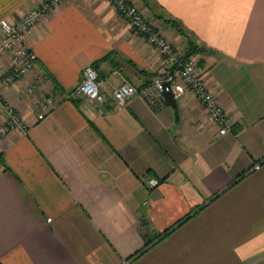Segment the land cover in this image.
Masks as SVG:
<instances>
[{"label": "crops", "instance_id": "crops-1", "mask_svg": "<svg viewBox=\"0 0 264 264\" xmlns=\"http://www.w3.org/2000/svg\"><path fill=\"white\" fill-rule=\"evenodd\" d=\"M39 1L0 0V18ZM133 1L180 52L202 48L191 57L231 131L190 94L118 105L111 90L151 82L162 58L107 0L62 3L27 36L55 104L34 108L50 86L27 92L34 70L1 89L29 128L0 143V264H264V0ZM87 65L99 107L72 93Z\"/></svg>", "mask_w": 264, "mask_h": 264}, {"label": "built area", "instance_id": "built-area-1", "mask_svg": "<svg viewBox=\"0 0 264 264\" xmlns=\"http://www.w3.org/2000/svg\"><path fill=\"white\" fill-rule=\"evenodd\" d=\"M70 0H40L34 7L23 12L17 19L9 21L0 18V57L8 55L9 63L0 62V111L4 113V119L0 121V143L12 130L26 133L29 126L15 109V105L2 97V87L12 86L28 75L32 70L36 71L34 82L27 85L29 93L37 89L39 83H47L46 92L34 102V108L39 115L50 110L55 103L56 90L52 87L48 74L37 65L34 51L27 42L28 33L47 13L56 11L62 3ZM113 9L123 17L137 34L145 37V41L156 49V53L162 58V65L156 77L151 82L135 86L129 81H122L111 90V97L118 105L126 103L133 95H139L154 110L161 109L166 103L163 97L162 84L169 81L175 99L182 98L186 94L193 96L202 104L208 120L217 126L219 133L230 132L232 120L224 111L218 100L219 92L210 87L200 76L193 57L184 58L166 37L147 20L144 12L135 1L132 0H107ZM80 82L73 90V94L80 95L98 107L105 101L106 96L102 90L98 73L92 65L83 68ZM69 96V95H68ZM67 96V97H68ZM259 163L253 165L258 169ZM159 181L155 178L148 179L149 187H155Z\"/></svg>", "mask_w": 264, "mask_h": 264}, {"label": "trees", "instance_id": "trees-1", "mask_svg": "<svg viewBox=\"0 0 264 264\" xmlns=\"http://www.w3.org/2000/svg\"><path fill=\"white\" fill-rule=\"evenodd\" d=\"M168 21L173 27H175L178 31L183 33L182 29L179 27L180 25L176 21H174V20H168ZM198 51L202 52V48L197 46L196 44H194L192 42V40L189 39L187 50L184 51V53H183L184 58L190 57V56L194 55L195 53H197Z\"/></svg>", "mask_w": 264, "mask_h": 264}, {"label": "water", "instance_id": "water-1", "mask_svg": "<svg viewBox=\"0 0 264 264\" xmlns=\"http://www.w3.org/2000/svg\"><path fill=\"white\" fill-rule=\"evenodd\" d=\"M162 90H163V97L168 105L170 104L171 107H176V99L174 98L173 91L170 90V84L169 81H164L162 84Z\"/></svg>", "mask_w": 264, "mask_h": 264}, {"label": "rangeland", "instance_id": "rangeland-1", "mask_svg": "<svg viewBox=\"0 0 264 264\" xmlns=\"http://www.w3.org/2000/svg\"><path fill=\"white\" fill-rule=\"evenodd\" d=\"M133 1V0H132ZM117 13V12H116ZM118 14V13H117ZM119 15V14H118ZM121 16V15H120ZM8 20V19H7ZM151 23V22H150ZM129 29H131V26L129 25ZM132 30V29H131ZM136 33V32H135ZM48 86V85H47ZM51 86V85H50ZM52 87H54L53 85H52ZM54 89H55V87H54ZM67 97V96H66ZM72 98V97H71ZM36 100V99H35ZM35 102V101H34ZM55 104V103H54ZM51 109V108H50ZM20 114V113H19ZM21 115V114H20Z\"/></svg>", "mask_w": 264, "mask_h": 264}]
</instances>
